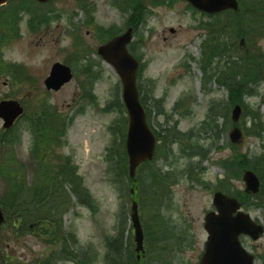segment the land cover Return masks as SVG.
Masks as SVG:
<instances>
[{
    "label": "rangeland",
    "instance_id": "rangeland-1",
    "mask_svg": "<svg viewBox=\"0 0 264 264\" xmlns=\"http://www.w3.org/2000/svg\"><path fill=\"white\" fill-rule=\"evenodd\" d=\"M149 5L150 0H144V6L149 7L147 19L136 30L133 51L142 63L138 84L151 110V126L164 135V129L175 125L183 137L190 134L199 140L201 151L191 157L194 152L184 150L181 142L174 143L168 159L158 160L159 167L179 174L164 214L179 227L191 228L193 237L171 263L199 264L208 240L204 221L207 213L214 210L216 192L243 193L248 204V208L243 207L244 211L264 224V204L257 207L260 199L252 200L245 190L242 176L247 169L238 176L239 160L264 156V130L260 124H264V70L258 94L245 101L247 106L239 122L244 137L236 145L230 136L235 127L233 107L227 117L209 118L208 114L213 101L228 98V91L200 67L201 46L207 38L201 20H210L209 16L190 8L184 0ZM39 10L44 20L49 21L48 25L44 28L41 22L33 25L31 15L25 16L21 38L5 51L9 63L27 69L30 81L12 83L6 77L0 82V101L19 100L28 108L27 117L31 118L38 112V102L48 100L69 121L62 144L53 146L55 156L50 162L57 157L61 163L69 160L75 165L93 197L94 206L86 208L75 200L62 218L63 233L55 234L43 225L22 238L3 234L1 245L7 249L5 255L12 256L18 264H45L46 260L50 264H79L64 254L66 243L76 253H85L91 247L93 255L87 264H106V239L115 234L121 211L125 218L128 216V233L135 242L130 215L132 199L138 197L137 179L128 181L127 177L120 184L124 196L121 197L107 174L106 150L118 141V135L110 128L122 114L105 107L115 104L113 109L119 108L123 85L120 75L101 58L97 49L106 42L109 29L124 30L133 22L118 6V0H55ZM257 45L259 53L256 54H264V39ZM58 62L72 67L74 79L59 92L46 94L44 82ZM86 68H89L87 74ZM159 99L163 100L160 108L156 105ZM125 116L128 118L126 110ZM3 125L0 119V133ZM18 127L22 136L12 153L26 167L30 184L37 169L32 154L33 136L27 119L20 120ZM184 141L186 145L187 137ZM163 150L167 154L166 147ZM259 179L262 188V179ZM6 188L0 175V197ZM74 239L78 240L77 244ZM242 244L256 257V264L264 263V235L255 241L244 236ZM0 264H5L2 257Z\"/></svg>",
    "mask_w": 264,
    "mask_h": 264
},
{
    "label": "trees",
    "instance_id": "trees-1",
    "mask_svg": "<svg viewBox=\"0 0 264 264\" xmlns=\"http://www.w3.org/2000/svg\"><path fill=\"white\" fill-rule=\"evenodd\" d=\"M163 1L150 0L149 6L162 4ZM238 1L240 2L239 11H226L223 14L209 16L210 20H201V26L207 38L202 44L200 67L209 74L210 79L218 81L228 91L227 100L212 102L208 113L209 118L227 117L231 107L238 103L242 104L245 110L247 106L245 101L258 94L257 88L264 74H262L264 54H256L259 53L257 43L264 39V0ZM41 6L43 5L37 0H10L6 5L0 6V82L6 77L10 78L12 83L30 81L27 69L15 63H9L5 51L21 38V25L25 16L31 15L33 25L39 22L42 28L48 25L49 21L44 20V14L39 10ZM118 6L128 14L134 29L137 30L139 26L145 24L149 7L144 6V0H118ZM30 29L35 31V27ZM120 32L121 29L115 27L109 29L107 39ZM243 38L246 46L244 48L241 46ZM134 47L135 43L132 44L131 51ZM88 70L89 68H86V74ZM141 70L142 67L140 72ZM140 76L141 73L139 80ZM139 90L141 102L146 108L150 123L151 110L147 106L140 85ZM47 93L50 92L46 91ZM162 101V99L156 100L158 108L161 107ZM114 105L108 104L105 108L110 112H121L122 115L110 128L114 134L118 135V141L106 150L107 174H110L119 196L124 197L120 184L126 181L127 177L129 181L125 140L128 118L125 116L126 108L122 98L118 99L119 108L113 109ZM25 111L26 114L16 122L14 127L0 133V175L7 184V191L3 197H0L6 216L5 224L0 227V257L5 264L18 263L12 256L5 255L7 249L1 245L4 240L1 239L3 234L22 238L32 234L34 228H40L43 225L49 226L55 234H60L63 233L62 218L74 205L75 200L86 208L93 209L94 206L93 197L84 186L77 167L69 160L61 163L57 157L56 161L59 163L55 160L50 162L55 156L53 146L62 144L61 140L69 126V121L60 115V112L48 100L38 102V112L31 118L27 117L30 112L28 108H25ZM25 119L29 122L28 130L33 136L32 154L37 166L34 182L30 184L26 176V167L17 161L12 153L13 147L22 136L18 124L20 120ZM260 124L263 125L262 130H264V124ZM164 130L166 132L164 135L155 131L159 139L156 155L151 162L141 165L135 183L145 235V258L137 260L135 242L127 229L128 216L125 218L124 211H121L117 217L115 234L106 239V264H172V258L174 260L178 253L183 251L187 242L193 238L190 235L191 228L179 227L164 214L166 203L172 196V188L178 183L179 174L159 167L158 160H167L169 154L173 152L171 147L179 142L184 145V150L194 152L190 156L195 157L201 153L199 140L186 134L184 137H187L188 142L185 145L183 134L175 125ZM261 136V134L258 135V137ZM163 147H166L167 154L163 152ZM238 169V176L245 169H254L262 179L261 192L250 197L252 200L260 199L261 202L257 207H262L264 204V156L254 160H239ZM228 193L236 196L243 206L248 208L243 193L241 195L229 191ZM63 239L65 240V237ZM77 241L73 240L76 244ZM63 248L64 254L79 264H87V260L93 255L90 254L93 251L91 247L85 253L71 251L67 243ZM45 262L50 264L49 260Z\"/></svg>",
    "mask_w": 264,
    "mask_h": 264
},
{
    "label": "water",
    "instance_id": "water-1",
    "mask_svg": "<svg viewBox=\"0 0 264 264\" xmlns=\"http://www.w3.org/2000/svg\"><path fill=\"white\" fill-rule=\"evenodd\" d=\"M10 0H0V5ZM41 3L52 0H38ZM199 11L208 14L223 12L224 10L239 9L237 0H187ZM134 29L129 28L124 34L114 36L107 43L98 48V52L105 61L110 63L120 75L123 85V100L130 118L127 134L126 151L129 157L130 178L135 180L137 170L143 162L151 161L156 152L158 139L149 127L146 110L141 103L137 84L140 62L128 50L132 43ZM244 43V40L242 41ZM72 68L60 62L54 64L44 84L50 91H59L73 79ZM25 113L24 107L18 100L0 102V118L5 128H11L16 120ZM233 122L239 123L242 116V106L238 104L233 110ZM232 142L239 144L243 139L242 130L236 126L230 133ZM246 190L250 194L260 192L261 181L252 170L244 173ZM134 191L132 190V193ZM213 203L216 211H209L205 218V229L208 241L200 264H255V257L241 243V236L248 235L252 240H259L264 235L263 224L252 219L250 213L242 211V204L236 198L220 191L215 193ZM131 218L135 229L136 251L145 254L144 231L139 216L138 201L134 199L131 205ZM5 214L0 204V226L4 224Z\"/></svg>",
    "mask_w": 264,
    "mask_h": 264
}]
</instances>
